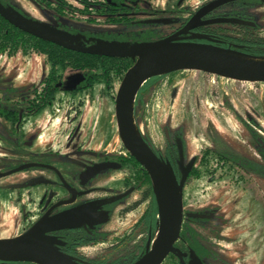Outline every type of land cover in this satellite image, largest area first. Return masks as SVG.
<instances>
[{
    "label": "rangeland",
    "instance_id": "1",
    "mask_svg": "<svg viewBox=\"0 0 264 264\" xmlns=\"http://www.w3.org/2000/svg\"><path fill=\"white\" fill-rule=\"evenodd\" d=\"M10 1L36 20L46 21V25L52 28H57L54 22L70 26L72 30L67 32L85 36L86 43H124L122 39L127 33L143 29L162 33L166 28L165 25L147 23L143 28L120 25L109 30V27H102V21L91 25L77 12L55 17L51 11L36 10L27 0ZM69 1L73 6L79 7L74 1ZM143 1L150 9L164 10L174 7L178 0ZM202 2L203 0H192L187 4L195 7ZM231 8V3L222 6L223 10ZM252 14L256 16L264 35V6L252 11ZM102 28H108L107 34L100 32ZM148 41L150 38L140 36L133 44ZM49 69L44 57L33 52L13 56L0 54V78L14 79L15 85L27 84L26 88H30L32 83L34 86L39 85ZM82 74L80 71L65 70L61 89L56 93L52 104L38 118L25 125V136L15 133L10 135L9 147L13 149L7 150L5 157L0 160V173H7L24 164L48 163L63 167L61 173L70 180L73 172L68 171L80 159L78 155H73L75 151L81 153L84 148L110 152L122 150L114 116V99L119 83L114 81L111 91H107L102 83L81 93L65 90L76 86L77 81L82 79ZM78 102H81V106L76 112ZM133 117L139 135L146 137L152 148L160 152L164 147V131L173 133L181 130L186 143V162L194 157L200 158L205 149L214 148L218 139L241 155L260 161L249 141L245 124L254 122L253 125L250 123L252 128L264 135V83H242L196 71H180L146 93L143 103L133 110ZM238 117L245 120L244 125L237 120ZM29 137L39 145L30 146ZM50 148L72 156L69 160L57 158L54 154H49ZM200 168V177L185 185L182 203L184 209L197 212L205 210L217 217L213 228L218 230L219 235L209 228H201V240L209 245L219 260L225 262L220 264H264V180L248 176L234 168L217 173H209V169L204 171L203 165ZM130 173L131 168L126 167L122 172L112 173L108 183L101 185L117 188L116 192H121L127 187L122 184V180ZM24 174L27 175L26 178L34 175L52 177L49 172H34L29 169L0 177V187H14ZM141 191L142 189L135 191L116 207L109 223L104 227L107 240L81 249L82 255L89 259L95 258L107 252L130 231L142 216L147 203L134 211L125 212L126 214L121 215L119 212L138 200ZM29 192L30 195L28 191H21L19 197L16 191L12 192V188L0 189V239L15 237L27 228L32 218H35L34 213L42 195H45L47 202L64 195L57 190L52 193L46 186H37ZM144 236L145 234H139L135 241Z\"/></svg>",
    "mask_w": 264,
    "mask_h": 264
},
{
    "label": "flooded vegetation",
    "instance_id": "2",
    "mask_svg": "<svg viewBox=\"0 0 264 264\" xmlns=\"http://www.w3.org/2000/svg\"><path fill=\"white\" fill-rule=\"evenodd\" d=\"M2 1H0V4L5 8L7 6L15 7L19 12L17 14L20 17L25 18L31 22H35L50 27L46 25L45 23L46 21L41 22L29 16L21 7H19L17 4H13L10 0H2ZM67 1L69 4H71L69 0ZM214 1L216 0H203L201 4H198L195 7H190L188 6L187 4L188 2L186 0H178L174 5V7H172L171 9L158 10V9H150L149 5L146 4L143 0H122L119 3L110 2V4L112 5L110 9L111 11H113V13H116L117 15L122 14L127 17L129 23L121 24V26L135 25L138 28H143V25L147 23H151V24H156L158 26L165 25L166 27L162 33H156L151 29H145V30L143 29L142 31L130 32L124 35L122 39L123 41L127 40L129 42L131 41L132 43V41L134 42L140 36L144 38H150V41L148 42H153L171 36H174L173 37L174 40L177 41L178 37L182 35H188V37L190 38L193 37L192 39L193 41H196L201 44L219 45L227 48L239 47L241 49H242L241 46L247 45L249 48L252 47L259 48L261 49V52L264 53V35L262 34L261 31L262 27L257 23L258 20L256 16L252 14V11H254L255 9L261 6H264V2L261 5H257L255 7H251V8L244 7L243 9L240 10L241 14L236 13L237 8L235 5H233L235 4V2L239 0L231 2L232 8L230 10H223L222 9L223 5L216 7L212 10L207 11L203 16L192 22L190 25L191 28L188 29L185 33L182 34L180 33L181 30H183L202 9H204ZM27 2L33 5V7L38 11L39 10L40 11L48 10L49 12L51 11L52 13H54V16L56 17L55 12L52 10V5H50L49 3L48 5L47 4L38 5L36 3H33V1L31 0H27ZM120 4L123 5V7H119ZM101 5L105 6L106 2L101 1ZM55 20L56 19H54V21ZM99 21H102L103 23L102 27H109V30H113L114 26H120V25L106 24L104 23L103 19H99L96 22L90 24L94 25ZM54 24L57 25L56 30L61 29L63 32L66 33H68L67 30H72L70 26L69 27L63 26L58 22L57 23L54 22ZM109 30L108 28H102L100 32L102 34H107ZM136 35L137 37H134ZM142 43H147V42H142ZM116 44H120V43H116ZM236 44H238L239 46H237ZM45 76H43V78L39 81V85L34 86V84L32 83L30 88H26L28 87L27 84L15 85L14 79L9 80L8 77L0 78V160L3 157H5L4 154L6 153L7 150L13 149L9 147L10 144L9 139L11 138L10 135L15 133L18 136L24 137L25 125L30 120L32 119L34 120L38 118L43 112V110L52 104L51 103L47 105L41 110H39L37 107V105L39 104L40 88L43 84L42 82ZM81 84L82 83H80L79 85ZM79 85L78 84L76 86L73 85L72 88L70 89L67 88L65 90H68L71 93H81L82 91H84L83 89L74 91V89ZM80 106H81V102H78L76 106L77 108L76 112L79 111ZM8 131L10 132L8 133ZM165 131H164V137L169 139V131H167V136L165 135ZM262 137H264V135H262ZM28 139H30V141ZM28 139H27L29 141L28 144L30 146H34L36 144L34 140L31 139L30 137ZM251 145L255 148L260 158V161H256V162H258L261 165L264 164V152H262V150L258 148V145L257 146L253 144ZM121 148L122 150L120 151L113 150L111 152L105 151L104 149L94 150L91 148L90 149L84 148V150H82L81 153H78V150L75 151L73 155H78L80 159L77 162V164L75 163L73 166L71 165L70 168L72 169L68 171V172H73L71 174L70 180H67L64 177V175L61 173L63 172L62 170L63 167L60 166L58 167L51 164L48 165V163H43V164H36L38 166H35L33 168H28L22 171L32 169L34 172H49L50 174H52L51 178L45 175H34L31 178H26L27 175L24 174L19 177L18 180L20 181L16 183L14 187H5V186L0 187L1 190H3L4 188H9V189L12 188V192L16 191L19 197L21 195V191H28V195H30L29 192L30 189L35 188L37 186H46L49 189H51L52 193H56L55 190L64 193V195L61 198L50 200L48 202L46 201L45 195H42L39 204H37L36 211L34 213V215L36 214L35 218L34 217L32 218L27 228L24 229L19 235L23 234L26 230H28L47 212H49L48 214L49 217H54L63 214L66 216L65 222L69 227L64 229H59L51 233H47L42 237L46 238L59 251L70 257L74 256L77 258H83V260L86 262H88V260H95L106 257L108 253L111 252L110 249L113 246H116L119 241H117L116 244L111 246L107 252L103 254H99L95 258H91V259L86 258L84 255H82L80 253V250L98 244L99 242L106 241L108 235L107 232L104 231V227L109 223L110 218L112 214L115 212L116 207L124 203L132 193H134L135 191H140L141 189L142 191L140 198L135 202H133L132 204H130L129 206H125V208L120 209L119 214L122 215V214H126L127 212L134 211L137 208H139L140 205L146 202L147 205L142 214L143 216L145 211L147 210V206L150 203V192L148 190L149 187L152 190L150 179H149V183H147L142 178L141 175L142 171L140 170V168L139 169L136 168L133 164H131V162H126L123 165L121 164V162H123L127 158L126 153L128 154V152L123 148L122 144H121ZM262 148L264 149V146H262ZM233 151L238 155H241L238 151L236 150ZM48 152L49 154L50 153L54 154L57 158L60 159L65 158L69 160V158H71L70 156H72V154H61L56 151H52L51 148L49 149ZM80 154H84V155H80ZM187 163L188 162H185L183 166H185ZM99 166L100 168H98ZM126 167H130L132 173H130L122 180V184L124 186L125 185L127 186L125 190H122L121 192H116L117 188L109 187L108 185H104V184L101 185V183L104 182L108 183V180L112 176V173L122 172L125 170ZM93 168H97V169L92 170ZM231 168L240 170L241 173H244L248 176L260 180H264L258 176L247 174L244 169L234 165L232 162H228L227 165L224 167V169L226 170ZM142 170L144 169L142 168ZM22 171H18V172H22ZM86 172H95V173L89 175L86 174ZM0 174H4V173H0ZM146 190H147V194L146 195L144 194V196L146 197L144 200H142L143 193ZM72 192L75 197L72 203L68 205H60L58 207L53 208V206L58 203L70 201L72 199ZM130 208L132 209L130 210ZM186 211L191 212L192 217L197 218L198 221L194 220V222H197V224L202 226L203 229L205 228L204 225L206 224L204 220L215 217L212 213H208V212L206 213L205 210L201 212H197L183 208V220L187 219L186 217H184V213L185 214L188 213ZM142 216L132 226L130 231L120 238V240L129 234H133V235L135 234V240L136 238H138L139 234H145L144 231H141L143 228L142 227L143 223H141ZM215 218L217 219V217ZM145 227L146 224L144 221L143 229H145ZM64 234L68 235L69 238L72 237L74 239H77L78 241L67 242L65 240ZM218 235L219 234H217V236ZM149 236L150 235L148 234L147 241ZM135 240L134 242H136ZM141 240L142 238L139 239L138 241ZM178 240H180V238ZM79 241H83L84 244L80 245ZM173 256L180 259V261L182 262V259L178 253L177 255H173ZM190 260L191 258L188 259L187 262L189 263ZM9 263L10 262H0V264H9ZM182 264L184 263L182 262Z\"/></svg>",
    "mask_w": 264,
    "mask_h": 264
},
{
    "label": "water",
    "instance_id": "3",
    "mask_svg": "<svg viewBox=\"0 0 264 264\" xmlns=\"http://www.w3.org/2000/svg\"><path fill=\"white\" fill-rule=\"evenodd\" d=\"M234 1L237 0H216L210 3L180 33H185L190 29L191 23L207 11ZM0 17L30 36L74 52L135 60L118 86L114 99V116L123 148L149 176L157 208L158 223L154 237L149 236L148 238L145 253L131 264H162L170 254L177 255L174 244L180 238L183 222L182 194L195 159H191L183 166L181 178L177 181L172 169L156 156L137 132L133 117L135 96L148 79L178 71H196L242 83H264V58L209 44L177 42L174 36L132 46L123 43H97L85 46L79 42L78 37L31 22L1 4ZM165 135L167 136V131ZM179 159L182 164L180 144ZM35 166L38 165L26 164L11 172L0 174V177ZM94 169L97 168L92 170ZM94 173L86 172L89 175ZM74 198L72 192L70 201L58 203L53 208L68 205L74 201ZM48 214L49 212L43 215L23 234L0 239V262L82 264L59 251L51 242L42 237L47 233L69 227L65 222V215L49 217ZM188 264L201 263L198 259L191 258Z\"/></svg>",
    "mask_w": 264,
    "mask_h": 264
},
{
    "label": "trees",
    "instance_id": "4",
    "mask_svg": "<svg viewBox=\"0 0 264 264\" xmlns=\"http://www.w3.org/2000/svg\"><path fill=\"white\" fill-rule=\"evenodd\" d=\"M2 1V0H0ZM33 3L38 5H52V10L55 12L56 17H62L67 13L77 12L80 15L84 16L89 23L96 22L99 19H103L104 23L109 25H121L127 24L128 19L125 15H117L111 11L110 7L112 5L110 2L119 3L122 0H73L80 7L73 6L69 4L67 0H31ZM101 1L106 2V5H101ZM264 0H239L235 2L237 12L240 13V10L244 7L251 8L257 5H261ZM3 3V1H2ZM119 7H123V5H119ZM6 8L12 10L15 13H19L18 10L13 6H7ZM244 24V23H242ZM79 38V42H81L85 46L97 44V43H86L87 38L85 36H77L72 35ZM134 37H137L134 36ZM192 38L188 37V35H182L177 38V42L183 43H198L193 41ZM197 39V38H196ZM104 43V42H101ZM124 43L128 44V46L134 45V42L124 41ZM250 44V43H248ZM239 46L238 44H236ZM223 49H231L237 52H240L245 55L261 57L264 58V53L261 52V49L252 47L249 48L247 45L239 47H222L219 45H213ZM248 47V48H247ZM29 52H33L44 57V60L47 64H49L50 69L48 74L45 76L43 80V84L40 88L39 92V104L37 105L38 109L41 110L47 105L51 104L55 98L56 93L61 89L63 72L65 70H75L82 72V79L78 81V87L75 90H87L93 88L95 85L102 83L107 91H111L113 89L114 81L120 83L125 72L134 64L135 60L131 58H117V57H105V56H97L90 54H83L68 50L64 47L57 46L55 44L45 42L33 36H30L21 30H18L8 22H6L3 18L0 17V54H5L7 56H13L17 53H21L23 55H27ZM178 72H173L166 75H160L154 78L149 79L144 83V85L140 88L134 100V109L138 107V105L143 103V99L151 89L158 87L160 82L165 79H170L174 77ZM227 103V106L230 105ZM35 113V112H34ZM243 125L245 124L242 118L237 119ZM254 122H249V124H245L247 131L249 133V141L251 144L257 146L258 148L264 152L262 146H264V137L261 134L256 132L252 126ZM148 146L152 149L149 140L146 137H143ZM182 151L183 163H180L179 159V144ZM158 158H160L165 164H167L173 171L177 181L180 180L182 175V168L186 162V143L183 138V134L181 130H177L173 133L169 132V139L164 137V147L163 151L160 152L158 150L152 149ZM127 158L121 162V164H125L126 162H131L136 168H140L142 178L149 183V177L147 173L142 170L140 165L129 155L127 154ZM195 158V164L191 168L187 179L185 181V185L188 184L193 179H197L201 175L200 166H204V171L210 170L209 173H217L224 169L228 162H232L234 165L244 169L247 174L255 175L262 179H264V164H259L256 161L247 159L241 155L235 153L229 146L223 142L221 139H218L216 142V146L214 148H207L202 152L200 158ZM214 161V163L212 162ZM212 162V164H211ZM184 185V186H185ZM150 192V203L147 206V210L141 218V223H143L142 227L144 228V221L146 224L145 229L142 228L141 231L145 232V237L141 241L135 240V234H129L125 236L123 239L119 240L116 246H113L110 249V253L106 257L88 260V262L84 261L83 258H77L71 256L73 260L82 264H131L137 259H139L144 253L147 243V235L149 234L151 238L154 237L155 232L157 230V208L154 201L153 193L151 188L149 187ZM147 194V190L143 193L142 200L145 199ZM135 207V206H134ZM133 207V208H134ZM132 208H130L131 210ZM185 212V211H184ZM187 214L184 213V217L187 219L183 220L182 229L180 232V240H178L174 247L176 248L177 253L182 259L184 264H188L187 260L190 258H196L200 261L201 264H220L225 263L223 260H219L215 253L210 249L207 243H204L200 238L199 229L202 226L198 225L197 218L192 217V213L189 211ZM201 221V220H200ZM206 224L205 228L211 229V231L216 232L218 234V230L213 227L216 226V218H209L204 220ZM148 225V226H147ZM198 229V231H197ZM215 230V231H214ZM148 232V233H147ZM65 235V240L67 242L78 241L72 237H68ZM80 245L84 244L83 241H79ZM124 244V245H123ZM117 254V255H115ZM114 255V256H113ZM180 259L176 258L173 255H170L166 258V260L162 264H182ZM9 264H28V263H9Z\"/></svg>",
    "mask_w": 264,
    "mask_h": 264
}]
</instances>
